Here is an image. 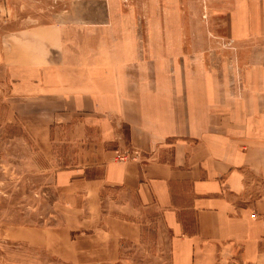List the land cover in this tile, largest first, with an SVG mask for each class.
Returning <instances> with one entry per match:
<instances>
[{"label":"crops","instance_id":"obj_1","mask_svg":"<svg viewBox=\"0 0 264 264\" xmlns=\"http://www.w3.org/2000/svg\"><path fill=\"white\" fill-rule=\"evenodd\" d=\"M30 1L0 0V124L26 173L56 167L54 208L6 212L0 264H264V0L233 2L196 48L172 12L14 13Z\"/></svg>","mask_w":264,"mask_h":264},{"label":"rangeland","instance_id":"obj_2","mask_svg":"<svg viewBox=\"0 0 264 264\" xmlns=\"http://www.w3.org/2000/svg\"><path fill=\"white\" fill-rule=\"evenodd\" d=\"M125 1L139 4L143 14L150 9L158 14L172 12L174 30L188 32L190 36L188 39L189 45L191 48H196L203 41L199 34L203 31L214 30L216 27L214 17H224V13L232 7L233 2L236 0ZM14 4H18V2L14 1ZM19 4L22 3L19 2ZM55 8L59 9L61 5L60 3L56 4L54 0H41L37 3L31 0L26 2L25 6L14 7V13H28L31 16L44 13L47 17ZM0 11L2 10L0 9ZM216 29L226 33L225 22L220 23ZM175 41L177 42V39ZM13 133L16 138L21 139L20 128H9L0 124V191L2 196L0 198V221H5L7 212L9 215L12 214L16 223L42 222L48 218V213L54 208L52 191L47 189L48 187L45 188V186H50L49 181L56 167H46L45 170H48L46 177H39L38 173H26L21 162L11 157L12 152L7 151V144L9 143L7 138L11 137L10 135ZM15 156L17 157V155ZM146 258L149 259V257ZM155 258L158 260V257L155 256L153 259L145 261L141 255H138L137 259H134L131 264H159L158 261H154Z\"/></svg>","mask_w":264,"mask_h":264},{"label":"built area","instance_id":"obj_3","mask_svg":"<svg viewBox=\"0 0 264 264\" xmlns=\"http://www.w3.org/2000/svg\"><path fill=\"white\" fill-rule=\"evenodd\" d=\"M121 159H126L127 158V156H123V157H120ZM252 216H254V215H252Z\"/></svg>","mask_w":264,"mask_h":264}]
</instances>
